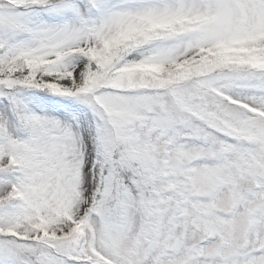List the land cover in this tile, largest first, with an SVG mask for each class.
Instances as JSON below:
<instances>
[{
    "label": "snow or ice",
    "instance_id": "6c2138e0",
    "mask_svg": "<svg viewBox=\"0 0 264 264\" xmlns=\"http://www.w3.org/2000/svg\"><path fill=\"white\" fill-rule=\"evenodd\" d=\"M0 264H264V0H0Z\"/></svg>",
    "mask_w": 264,
    "mask_h": 264
}]
</instances>
